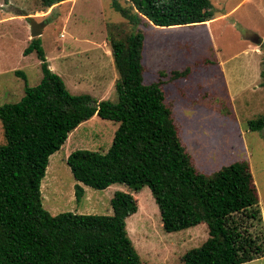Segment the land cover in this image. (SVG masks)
I'll return each instance as SVG.
<instances>
[{
	"label": "trees",
	"instance_id": "obj_1",
	"mask_svg": "<svg viewBox=\"0 0 264 264\" xmlns=\"http://www.w3.org/2000/svg\"><path fill=\"white\" fill-rule=\"evenodd\" d=\"M62 1L39 0V6L46 10ZM125 1L128 5L113 0L112 7L134 26L144 20L157 26L195 25L215 15L210 0ZM107 41L117 71V100L70 92L49 67L40 36L23 50L36 53L42 77L35 85L26 82L18 101L0 104L5 138L0 143V264H141L126 228L138 204L132 193L116 190L111 214H52L42 203L49 156L95 113L118 127L106 151L76 149L67 156L77 181L97 189L113 183L133 189L147 185L168 232L205 223L207 238L184 253V264H241L264 256V224L249 163L238 160L210 174L199 171L182 145L161 82H144L142 30L123 33L110 24ZM189 72L185 67L171 73L178 78ZM16 74L25 78L21 70ZM260 76L264 84V61ZM247 125L264 131V114ZM83 191L76 184L77 199Z\"/></svg>",
	"mask_w": 264,
	"mask_h": 264
},
{
	"label": "rangeland",
	"instance_id": "obj_2",
	"mask_svg": "<svg viewBox=\"0 0 264 264\" xmlns=\"http://www.w3.org/2000/svg\"><path fill=\"white\" fill-rule=\"evenodd\" d=\"M112 1L64 0L41 10L39 0H0V104L18 101L26 82L35 85L42 77L36 53L23 52L31 39L27 18L14 8L24 9L45 22L40 39L47 61L72 93H88L91 89L76 68H100L98 51L85 52L92 46L89 42L104 39L108 44L110 24L119 25L123 33L140 29L144 33V82H161L165 102L174 112L182 145L193 163L199 171L210 174L234 161L248 162L264 224V131L250 130L247 125L249 119L264 114L260 76L264 61V0H210L214 17L191 26H157L146 20L134 26L112 7ZM117 1L128 5L125 0ZM63 47L67 48L62 50ZM65 54L76 61V66L66 65L62 58ZM101 63L109 78L105 88L96 87L93 92L117 100L115 85L111 87L116 76L114 65L109 59ZM185 67H190L187 76L173 77L172 70ZM16 70H21L25 78ZM160 71L166 73L161 75ZM88 94L93 96L92 92ZM117 127L118 122L95 113L69 132L60 149L49 156L41 180L43 206L52 214H111L114 192H130L138 204L126 218V228L141 264H184V253L207 238L205 223L165 231L147 185L133 189L124 183H113L97 189L77 181L66 162L76 149L106 151ZM4 141L0 123V143ZM76 184L84 189L80 199L75 195ZM241 264H264V256Z\"/></svg>",
	"mask_w": 264,
	"mask_h": 264
},
{
	"label": "crops",
	"instance_id": "obj_3",
	"mask_svg": "<svg viewBox=\"0 0 264 264\" xmlns=\"http://www.w3.org/2000/svg\"><path fill=\"white\" fill-rule=\"evenodd\" d=\"M211 20V19H210ZM209 21V20H207ZM205 21V22H207ZM204 23V22H203ZM198 24V23H197ZM187 26H191V25H187ZM258 43H261L260 40L257 41ZM92 44L91 47H88L85 49V52L87 51H91V50H96L98 51L99 53V69L96 70V71H89V69H85V71L83 70H79L76 68V71H77V74L79 76H85V81L88 82L90 85L88 88H91V89H88L89 92H92L93 93V96L97 97V98H100V99H104V95H98V93H95L93 92V90H95L96 87H103L105 88L106 86V82H107V79L109 78L108 75H107V72H104V68H102L103 64L101 62L105 61L106 63V59L110 60L111 61V66L113 67V57H112V52L107 44V42L103 39L102 41H92V42H89ZM67 47H63L61 48L62 50L65 49ZM65 54L62 56V58L64 59V62L67 63L66 65L67 66H70L71 63L73 65L76 66V61L73 60V58H71L72 60H69V56ZM46 56V55H45ZM49 62V61H48ZM109 63V62H108ZM49 67L54 71V65L50 64L49 62ZM66 68V67H65ZM115 68V66H114ZM63 70H66V69H63ZM116 70V69H115ZM113 70V71H115ZM112 76V75H111ZM110 76V77H111ZM91 77V78H90ZM116 78H117V71H116V76L114 74V78L112 80V85L111 87L113 86V84L115 85V81H116ZM77 81H80V77L77 78ZM110 82V81H109ZM107 87H110V86H107ZM88 92V93H89ZM91 94V93H90ZM99 99V100H100Z\"/></svg>",
	"mask_w": 264,
	"mask_h": 264
},
{
	"label": "water",
	"instance_id": "obj_4",
	"mask_svg": "<svg viewBox=\"0 0 264 264\" xmlns=\"http://www.w3.org/2000/svg\"><path fill=\"white\" fill-rule=\"evenodd\" d=\"M15 12H17V14L19 15H24L27 18L29 27H30V37H37L40 36L42 34V30H43V25H44V21H38L35 17L28 15L26 10H19V9H15Z\"/></svg>",
	"mask_w": 264,
	"mask_h": 264
}]
</instances>
